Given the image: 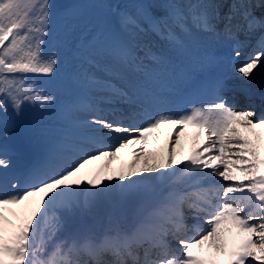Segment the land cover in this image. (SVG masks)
<instances>
[{
  "label": "snow or ice",
  "instance_id": "1",
  "mask_svg": "<svg viewBox=\"0 0 264 264\" xmlns=\"http://www.w3.org/2000/svg\"><path fill=\"white\" fill-rule=\"evenodd\" d=\"M53 9L50 0H0L5 137L9 108L19 115L25 104L55 103L28 82L30 74L54 76L58 70L57 53L43 47ZM115 18L110 34L101 31L89 41L91 63L111 75L90 72L86 83L103 94L102 102L129 107L116 118L90 104L87 135L58 139L42 164L25 175L22 190L11 153L0 146V264H264V137L257 132L264 129V111L257 114L252 103L251 110H235L217 98L184 114L151 116L133 90L151 81L167 60L141 46L145 24L178 56L188 54L198 36L210 34L233 41L239 57L245 46L240 34L259 31L258 51L236 68L251 79L264 67V0H142L134 12L117 9ZM154 101L165 98L156 94ZM138 119L140 125L133 123ZM164 125L202 129L204 143L186 160L177 159V132L161 156L148 138ZM109 138L117 143L106 144ZM125 149L132 156L129 168L114 175L113 161L123 160ZM233 227L242 235L229 247L225 232ZM206 244L211 257L194 251Z\"/></svg>",
  "mask_w": 264,
  "mask_h": 264
},
{
  "label": "rangeland",
  "instance_id": "2",
  "mask_svg": "<svg viewBox=\"0 0 264 264\" xmlns=\"http://www.w3.org/2000/svg\"><path fill=\"white\" fill-rule=\"evenodd\" d=\"M88 1L89 3L85 0L81 1L82 3H86L87 6L81 4L65 8L57 13L61 16V18L58 19H55V13L53 11L51 30L48 35L51 39L47 37L43 47L45 52L57 53L59 63L58 70L54 76H45L42 74H30L29 76L30 81L28 82L35 84L37 90L43 89L47 94L53 96L55 98V103L43 108L39 105L25 104L19 116L15 115L14 120L6 123L8 135L6 137L0 135V146H6L11 153L12 160L15 155L20 152L9 145L8 141L12 134L25 135L28 141L27 148L23 150L25 156L26 152L30 150L33 151L34 154L36 152L37 156L40 155L31 163L28 162L30 157L26 156L24 161L25 166L21 167V170H12L19 179L21 190L25 187V175L30 170L24 174H21L22 171L29 166L31 170L40 166L44 161L45 154L49 147L54 145L58 139L66 137L71 141L75 137L81 138L82 134H87V129L84 128L83 125L86 121L93 118V114L89 108L90 104L97 105V107L103 109L104 113L107 114L113 113L116 109L120 110L121 108L129 107L128 104H110L102 102L100 99H103V94L88 88L86 77L90 72L98 75H111V73L102 66L93 65L91 63L90 53L92 49L89 46V41L93 34H97L101 31L105 32V34H110V27L114 26L116 23L115 12L117 9L121 12H134L136 6L140 4L142 0ZM69 28H71L70 36L68 35ZM144 29L145 31L141 33L139 37L140 44L148 45L151 47L153 53L165 56L167 60L163 65L157 68V75L151 81L146 84L143 82L137 84L139 90L133 89L137 101L143 102L146 107L151 104V107L154 104H160L154 101V97L156 94L162 93L167 103L165 107L175 109V113L180 114L182 111L181 109L177 110L179 106H176L178 96L186 93L188 90H194L196 86L201 85L204 87L201 93L203 98L208 91L220 95L218 91H222L223 86L218 85L219 80L213 73L212 67L216 66V68H218L217 72H220L225 65L230 66L229 62L224 63L222 60L223 48H219L215 45L208 46L206 43H208L209 40L206 37H201L202 40L196 41L197 46L195 52L190 48L188 54L183 56H178L173 52H171L170 55L166 53L163 55L162 51L165 48L170 49V46L166 41L162 40L158 35L148 29L147 24L144 25ZM121 35H123V33H121ZM81 45H83V47H81ZM233 54L234 53L230 55L231 59L236 58ZM182 58H184L185 72L179 64ZM239 65L240 64H236L235 67L232 69L230 68L229 71H236ZM260 68L261 73L256 75L253 73L251 77V81L255 86L264 83V67ZM208 72L211 73V77L214 76L213 81L209 83L211 85L210 88L204 84L206 83ZM225 76L229 77V75ZM187 86L190 87L186 88ZM224 100L226 101L227 99ZM189 108L191 109L192 107ZM183 111L188 112L189 110H187V107H184ZM157 113L158 112L155 114ZM115 114L116 118L120 115V113ZM149 114L154 116L153 112H149ZM124 123L126 124V122ZM133 123L140 125L142 121L138 119ZM238 127L241 128L242 134L250 135L245 128L241 126ZM162 128L163 127L154 131L148 139L161 156H166L169 147L170 133L168 128L165 130H162ZM176 128L180 130L179 126L172 129L175 130ZM192 129L193 125L190 126V134H182L178 138V142L175 145V155L177 159L186 160V158L192 155L198 147L203 145L200 136L197 138L196 135L192 134ZM26 130H31L30 135L26 134ZM185 130L188 132L184 127L183 131L185 132ZM257 132L261 133L262 136L264 135V129H257ZM70 137L72 139H70ZM105 143L114 145L117 141L114 138H109L105 140ZM131 159L132 156L129 154V151L125 149L123 160L118 159L113 161V174L118 176L122 171L127 172ZM97 163L99 164L100 162ZM207 170L208 169H205L204 171L207 172ZM223 184L226 185L225 183ZM232 232V229L229 232H225V238L227 240L230 239L228 243L229 247L240 242L239 240L232 241V236L234 235ZM230 243L232 244L231 246ZM194 251L197 254L208 255L209 257L214 255V253L209 250L207 244L204 246L203 251L200 249H194ZM178 255H181V251Z\"/></svg>",
  "mask_w": 264,
  "mask_h": 264
},
{
  "label": "bare ground",
  "instance_id": "3",
  "mask_svg": "<svg viewBox=\"0 0 264 264\" xmlns=\"http://www.w3.org/2000/svg\"><path fill=\"white\" fill-rule=\"evenodd\" d=\"M201 37H206L209 40V42L206 43L208 46L215 45V46H218L219 48H223V52H222L223 58H222V60L224 61V63H228V62L230 63V66L225 65L224 68L220 72H217L218 71V68H216V66H213L212 67L213 73L216 75V78L219 80L218 85L223 86L222 88H224V89H231V90H233L231 94H234L236 92V87H238L239 85H241V88H245V89H250V87H253L251 79L243 78L242 75L237 72V70L236 71H229L230 68L232 69L233 67H235L236 64H240L241 65L243 62H245L246 60L249 59L250 55L254 54L255 51L254 52L252 51V52H250L247 55V57H245V59L242 60V58L246 54V51H247V48L246 47L250 43L251 37H246L245 39H242L241 37H239L241 41H244L245 42V46L240 49L241 55L239 57L236 56L237 58L235 60L230 59V55L232 53H234V42L233 41H228V40H224V39H217V38H215L213 36H210V34H207V35H203L202 34V35H200V36L197 37L196 41L202 40ZM196 46H197L196 42H195L194 45L191 46V48H192V50L194 52L196 50ZM253 46L255 47L256 46V43L253 44ZM162 52H163V55L165 53L168 54V55H170L171 52H172V50L169 49V48H165ZM179 64L181 65L182 70L185 72L186 71V68L184 66L185 65L184 64V58L181 59V61L179 62ZM210 72H211V70H210ZM210 72H208L209 74H208L206 83H204L209 88L211 87V85L209 83H211V81H213V78H214V76L211 77V73L212 72L211 73ZM260 73H261V68L260 67H258V69H256V70H254V74L255 75L256 74H260ZM225 75H229V77H226ZM188 87H190V86H187L186 88H188ZM203 88L204 87H202L201 85H199V86L194 87V90H190V91L188 90L186 93L180 94V96H178L176 106H179V108L177 107V110L178 109H181L182 113H180V114H184L185 113L183 111V108L184 107H195V106H200V105H203V104L214 103V102H217V98L227 99L221 93L219 95L217 93H213L212 91L206 92V96L203 98V96H201V93H202V89ZM133 89L139 90V86L137 84H134L133 85ZM194 91L195 92L197 91L200 95L198 94L199 97L196 100H194L192 103H188L185 100V96L187 94L194 93ZM100 101H103V99H100ZM166 104L167 103L164 102V103H162V105L161 104H154L151 107H150L151 104H149L148 107H147L148 108V112H153L154 113V116L157 115L160 112L178 114V113H175V109L166 108L165 107ZM230 107L233 108V106H230ZM242 107H243V104L242 103H239V105H238L237 108H242ZM156 108H157V110H156ZM126 109L127 108L124 107L123 109H120L118 111L123 112ZM156 112H158V113L155 114ZM134 122H136V121H134ZM127 123H129V121L126 122V124ZM190 126L191 125H187L185 127V129H187L189 133L186 130H185V132L183 130L182 131L181 130H178V128H176L175 130H173L172 129V128H174L173 125H164V126H162L163 127L162 130H165V129L168 128L169 129V133H170V137H175L176 134H177V132L179 133V137H180L182 134L188 135V134L191 133ZM241 127H243V126H241ZM197 132H200V139L202 140V144H203L204 143V135H205L204 131L202 129H197L196 127L193 126L192 134L195 135ZM82 138L83 137H81V138H76L75 137L73 139H82ZM70 139H72V138L70 137ZM207 171H209V170H207ZM216 179L219 180V181H221L222 183H225V184H228L229 183L227 181H223L222 178H220V177H216ZM189 221H192V220L189 219ZM192 223H193V221H192ZM232 231H233L232 233H234L232 241L233 242L235 240H239L240 241V238H241V235L242 234L239 233V230L233 227L232 228ZM227 241L229 243L230 239L227 240ZM231 245L232 244L230 243V246ZM179 251H181V249L178 250V252Z\"/></svg>",
  "mask_w": 264,
  "mask_h": 264
},
{
  "label": "trees",
  "instance_id": "4",
  "mask_svg": "<svg viewBox=\"0 0 264 264\" xmlns=\"http://www.w3.org/2000/svg\"><path fill=\"white\" fill-rule=\"evenodd\" d=\"M50 2L54 5V8H59L61 6H64L65 4L66 5L67 4H72L74 2V0H50ZM52 19H53V16H52ZM55 19H58V18L55 17ZM48 39H51V37H48ZM11 115L12 116H15V115L16 116H19L11 108H9L7 116H11ZM30 133H31V130H28V131L26 130V134L27 135L28 134L30 135ZM31 153H32L31 151L28 152L26 154V156L29 157V155ZM26 156H25L24 153H22V154L18 155L17 158L14 159V161H13V168H12L13 171H15V170H21L22 169L21 167H24L25 166L24 161H25V157Z\"/></svg>",
  "mask_w": 264,
  "mask_h": 264
},
{
  "label": "water",
  "instance_id": "5",
  "mask_svg": "<svg viewBox=\"0 0 264 264\" xmlns=\"http://www.w3.org/2000/svg\"><path fill=\"white\" fill-rule=\"evenodd\" d=\"M14 137L16 138L12 139V145L17 149H23L25 146V140L21 136Z\"/></svg>",
  "mask_w": 264,
  "mask_h": 264
}]
</instances>
